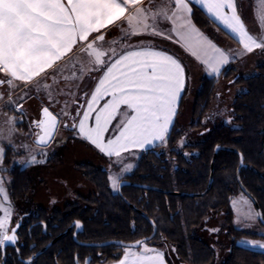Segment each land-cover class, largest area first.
Instances as JSON below:
<instances>
[{
    "label": "snow or ice",
    "instance_id": "1",
    "mask_svg": "<svg viewBox=\"0 0 264 264\" xmlns=\"http://www.w3.org/2000/svg\"><path fill=\"white\" fill-rule=\"evenodd\" d=\"M193 5H199L223 25L242 45L244 53L264 49V37L250 34L237 11L236 0H160L159 4L148 0V6H144V0H0V73L7 77L0 78V86L7 83L14 87L15 81L27 86L35 81L38 90L47 92L51 101L50 89L58 83L57 75L63 71L57 70L58 63L79 46V52L93 66L88 71H99L102 75L85 104L79 105L74 114L64 109L61 113L71 118L70 127L80 137L107 157H115L116 164H122L124 153L147 150L157 142H166L187 77L184 65L177 58L143 42L125 44L118 51L113 47L117 41H105L106 30L118 26L125 40L139 35L162 36L181 44L210 75H219L232 54L195 28L191 21ZM255 16L264 26V0H255ZM163 22L170 24L168 30L160 27ZM84 67L81 65L82 71ZM49 70L54 73L51 77ZM41 77H48L52 83L42 81ZM75 78V73L63 77L65 81ZM101 101H104L102 105ZM19 107L22 106L17 110ZM41 116L33 122L40 130L35 144L46 146L54 138L59 119L47 106L42 108ZM7 123L14 124L15 118L9 117ZM110 127L114 133L106 137ZM2 158L3 148H0ZM42 162L35 156L29 161ZM132 167L131 163L123 164L121 172ZM109 180L112 189L118 190L121 176L114 174ZM232 205L243 219L264 220L243 197L233 200ZM0 212L3 213L0 247L15 244V229L9 234L8 227L13 209L2 178ZM76 227H80L79 222ZM245 243L264 249V243ZM123 247L118 264H166L164 253L150 247L147 239Z\"/></svg>",
    "mask_w": 264,
    "mask_h": 264
},
{
    "label": "trees",
    "instance_id": "2",
    "mask_svg": "<svg viewBox=\"0 0 264 264\" xmlns=\"http://www.w3.org/2000/svg\"><path fill=\"white\" fill-rule=\"evenodd\" d=\"M198 24L203 29H209L211 24L215 25L205 15L198 19ZM220 81H232L234 86L240 88L229 106L230 110L227 109L232 117L230 124L214 120L210 123L208 120ZM188 93L187 86L177 119L166 142L141 152L142 157L139 159L137 169L125 178L158 185L171 191L202 193L209 184L215 147L217 145L233 147L245 156L246 166L241 170V180L258 199L264 213V63L259 64L256 71L250 75L238 72L234 66H228L217 78L203 76L188 123L191 139L184 146L195 154L192 161L184 160L180 149L177 148V143L183 136L184 126L180 123L179 117L186 108ZM161 148L163 160L156 156L157 150ZM239 159L236 152L219 151L214 164L211 188L206 194L194 196H177L133 186L124 187L123 195H120L110 187L106 171L97 168L87 170V178L94 187L86 199L90 208L85 219L89 226L88 230L94 231L90 232V235L93 239L101 240L109 238L111 233L120 232L119 236L131 235L134 239L151 233L153 230L151 223L133 209L126 198L157 223L158 233L152 242L162 241V245L174 246L181 263L218 264L215 247L199 234V229L210 216L224 212L228 254L220 263L264 264V252L237 244L243 238H264L257 233L238 229L234 225L232 199L242 191L237 179ZM80 166L82 169L91 167L84 164ZM9 176L11 199L17 203L28 201L34 191L33 165L25 167L16 165L9 172ZM20 236L25 245H28L30 240L26 227L21 229ZM112 250L116 252L117 248ZM121 252L109 254L102 262L119 260L123 255ZM11 261L12 255H8L6 264H12Z\"/></svg>",
    "mask_w": 264,
    "mask_h": 264
},
{
    "label": "rangeland",
    "instance_id": "3",
    "mask_svg": "<svg viewBox=\"0 0 264 264\" xmlns=\"http://www.w3.org/2000/svg\"><path fill=\"white\" fill-rule=\"evenodd\" d=\"M255 16V14H254ZM256 19V16H255ZM258 22V20L256 19ZM259 23V22H258ZM257 32L253 35L257 37H264V26H261ZM117 41L118 43L113 45L117 50H121L122 46L125 44H132V42H136L137 38L127 39L123 38V34L120 31V28L109 29L106 31L105 41ZM141 41V40H140ZM157 41V40H154ZM223 43H226V40H221ZM234 42V41H233ZM107 46V43H106ZM170 47V46H169ZM237 44L234 42L230 47L225 46L224 49L228 50L231 54H233L232 49L237 50ZM226 50V51H227ZM263 54L256 56L257 59L252 58L259 62L264 63V49H261ZM178 51V50H177ZM178 53V52H177ZM185 59V63L190 67L189 78H188V89L189 93L187 95L186 108L182 115H180V123L183 126V136L177 143V148L180 149L182 146L187 143L189 139H191V129L189 126V122L191 120V114L194 102L196 100V93L200 89L201 79L203 78L201 70L197 66L192 67V63L187 57L179 52ZM246 55L248 53H245ZM235 55V54H234ZM245 55V56H246ZM252 57H254L252 55ZM243 58L238 60V65L243 67L241 64L243 62ZM250 62V61H249ZM247 62V64H250ZM261 63V64H262ZM245 65L244 74L251 72L252 67L249 65ZM81 65H84V70H81ZM93 67L88 64V57L79 52V50L75 51L72 55H70L65 61H63L59 66H57V70L63 69L62 72H59L57 75L58 83L52 84V88L50 91L52 92V100H49L47 92L44 90H38V85L36 82H32V84L27 86L26 91H22L20 95H16L11 103H6L0 105V148L1 144L5 142V139L9 137L7 140L10 143V151L11 153L7 158H5L4 163L0 160V178L4 181H10L9 172L12 171L16 165L21 167L33 165L34 170V191L31 194L30 200L26 204V206L21 208V205L18 206L13 202L12 205L13 213L10 220L11 224L14 222L15 218L22 210L34 211L37 206H46L51 209L52 206H63L67 201H77L80 195H86L87 190L84 188L86 177L79 169L78 166L81 164L88 163L89 161H93L97 165L108 169L111 175H120L124 176L127 172H121V168L123 164L131 163L133 165L130 171H133L135 167L138 157L140 156L142 150H138L134 153H126L123 154L122 164H116L114 157L113 159L101 157L92 147L88 146L86 142L82 139L78 138L77 132L73 131L70 127L72 121L68 120V117L62 115L61 110L64 109L67 112L75 113L76 109L79 107L82 100L83 93L89 88L92 84L93 76L96 74V71H88V68ZM72 73L76 74L75 79H69L65 81L63 79L64 76H72ZM53 70L48 72V77L53 75ZM4 74L0 73L1 77ZM48 77H41L42 81H45L49 84L52 83L51 79ZM82 77V78H81ZM6 78V77H5ZM217 78V77H216ZM6 88L0 89V96L2 98L8 94V92H15L16 88L22 84H19L18 81H15V86H9L7 83ZM19 84V85H18ZM238 87L234 86L232 81H220L218 87L216 88V97L213 102L212 110L209 113L208 120L221 121L225 123H232L231 114L228 112L230 110L231 102L234 99L235 95L239 92ZM36 96L39 99H43L45 102H48L47 105H51L54 107V111L60 115V126L57 129V133L49 145L46 146H37L35 144L34 135L35 128L29 124V121L21 120L22 116L20 113H12V111H17L18 104L20 99ZM78 100L79 104H76ZM16 104V108L14 105ZM65 102H67V107L65 108ZM229 108V110H227ZM7 109V110H6ZM20 109V107H19ZM7 111V112H6ZM9 117L15 118V123L10 125L7 123ZM7 119V120H4ZM17 119V120H16ZM20 119V120H19ZM6 121V122H5ZM213 121V122H214ZM5 122V123H4ZM68 124L69 127H65L64 125ZM211 125V124H210ZM8 127V131H5V128ZM20 136L18 137L17 135ZM181 141L183 144L181 146ZM43 153V155H42ZM35 156L36 160L43 161L42 163H29L32 157ZM104 158V161L103 159ZM3 159V158H2ZM107 159V160H105ZM109 159V160H108ZM112 160V161H111ZM114 166H118L115 168ZM91 169V167L89 168ZM7 171V172H4ZM128 171V172H130ZM248 200L252 209L255 212H258L253 201L243 192L239 191L232 199L240 200L241 198ZM234 213V225L241 230H247L259 235L264 236V224L260 221L259 217L254 220H246L243 219L242 216L238 215V211L233 207ZM16 213V211H18ZM2 212H0L1 214ZM16 213V214H15ZM3 215V214H2ZM225 214L221 212L219 215L210 216L204 223V225L199 229V234L205 238L211 245H213L217 252V263L221 264V259L228 254V238L226 237V232L224 231L225 225ZM10 224V225H11ZM9 226V225H8ZM12 228V227H11ZM213 229H218V231H213ZM121 239L130 241V238L120 236ZM246 241H256L259 243H264V238H243L237 242L238 245L255 250L262 251L264 249L258 247H252L250 244L245 243ZM150 247L168 250L169 255L172 257L171 263L174 264H185L181 263V260L176 255V248L174 246H170L168 244H155L148 243ZM120 251H124V247L119 248Z\"/></svg>",
    "mask_w": 264,
    "mask_h": 264
},
{
    "label": "flooded vegetation",
    "instance_id": "4",
    "mask_svg": "<svg viewBox=\"0 0 264 264\" xmlns=\"http://www.w3.org/2000/svg\"><path fill=\"white\" fill-rule=\"evenodd\" d=\"M35 121H38V120H35ZM34 127L36 128L35 124H34ZM185 144L182 146V148H180V151L182 153L181 157L184 158V160L188 159L192 161L195 158V154L191 152V150L184 148ZM162 154H163V148H161V150H157V155H156L157 158L160 157L161 160H163ZM99 155L101 157L108 158L101 154ZM140 157H142V154H140V156L138 157L137 162H139ZM102 159L104 161V158ZM109 159H113V158H109ZM84 165L86 166L91 165V168H97V169L106 171L107 177L109 180L110 172L108 171V169H105L97 165L93 161L92 162L89 161L88 163H85ZM136 165L137 166L135 167L133 171L127 172L124 176L121 177V182L123 180H129L135 183L151 185V186L160 188V190H155V191L164 192L163 189L165 188L161 186L153 185L149 183H142V182H138V181L125 178L126 175L133 173L137 169L138 163ZM78 167L84 174V177H86V180L88 181V182L85 181V186H84V188L87 190L86 195H80V197L75 202L69 200L66 203H64L63 206L55 205V206H52L51 209H48L49 207L40 205V206H37L36 210L34 211L22 210L18 214V216L15 218L14 222H12L9 228V232H10V230L19 221H21V224L18 230L19 240L17 241V246L15 247L8 246L6 248V251H5L6 260L8 259V255H12V261H11L12 264H19V262L23 264H29V263H25L22 259H27L33 256L34 254L39 252L41 249H43L45 246L50 244L55 238L59 236L58 239H56L53 242V244H51L41 254L35 257L34 260L31 262V264L33 263L35 264V262L44 263V264H86V262L88 264H106L109 262H102L103 260H105V257L107 258L109 254L115 255L116 252L117 253L121 252L119 248L123 246L111 244V245L100 247V246L88 245V243H101V242L108 241V240H122L125 242H133V241L142 239L144 237L150 236L152 234L153 230L151 231V233L147 235H141L134 239L131 237V235L130 236L124 235V237L130 238V241L121 239V237L119 236L120 232L116 234L111 233L110 237L107 239H101V240L93 239L92 236L90 235L91 234L90 232H94V231L88 230L89 226H88V223L85 217L87 216V213H88L87 210L90 208V206L86 202V199L89 198L88 194L94 190V187H92V184L91 182H89V179L87 178V175H86L87 170H89V168L82 169L81 166H78ZM115 168H118V166H114L113 169L116 170ZM109 185L111 187L110 180H109ZM126 186H133V185H124L121 188V191L120 189L118 190L112 189V190L117 191L120 195H123L122 190ZM133 187H138V188H142L146 190H154V189H147V188L140 187V186H133ZM178 192H184V191H178ZM187 193H196V192H187ZM177 196H181V195H177ZM29 200L30 199H28V201ZM125 200L133 209L140 212L143 215V217L146 218L151 223L152 227H153L152 221L156 224L157 226L156 235H157L158 233L157 223L153 219H151V217L148 216L147 213L139 209L136 205L131 203L126 198ZM28 201H26L25 203H17L11 199V204L14 205L13 202L17 206L18 204H20L21 208L24 209ZM18 212L19 210L16 211V213ZM95 214L96 212L94 213V215ZM75 222L76 223L79 222L80 224L79 228L76 227ZM24 227H26V233L27 235H29L28 240H30V242L28 245H25V242L21 240V236H20V231ZM153 239L149 240L148 243H151ZM152 243H155V242H152ZM161 243L162 241L159 243H155V244H161ZM109 247L117 248V251L113 252L112 248L111 250L107 249ZM3 256H4L3 250H2V247H0V261L2 260Z\"/></svg>",
    "mask_w": 264,
    "mask_h": 264
},
{
    "label": "crops",
    "instance_id": "5",
    "mask_svg": "<svg viewBox=\"0 0 264 264\" xmlns=\"http://www.w3.org/2000/svg\"><path fill=\"white\" fill-rule=\"evenodd\" d=\"M160 0H155V3L156 4H159ZM144 6H148V0H144ZM155 6V5H153ZM236 6H237V11L239 13V15L241 16L242 20L244 21L247 29L249 30L250 34H254L255 32H257L259 30L258 27L259 26V23L256 21L255 19V0H236ZM202 13L203 15H205L206 17H208L209 19L212 20L213 23H215V25H212L210 26L209 29H203L199 24H198V19L199 18H202ZM191 21H192V24L195 26V28H197L199 31H201L202 33H204V35H206L209 39H211L213 41V43H215L218 47H221L222 49H224V47L226 46H231L234 42H236L237 44V50H234L232 49L233 51V54H232V58L230 60V62L223 66L222 69H221V72L220 74L223 72V70L225 68H227L228 66H234L236 67V69H238V72L240 73H243L244 71V68H245V65L247 64V62H249L250 64H247V66L249 65L250 67H252V70L251 72H249V74L245 73L246 75H250V74H253L255 71H256V67L261 64L262 62L259 60L256 61V60H253L252 58H255L257 59L256 56H258L259 54L262 55L263 52L261 49H255L253 52L251 53H248L247 55L244 53L243 51V47L242 45H240L236 38L232 36L231 33L228 32L227 29H225L223 27V25H220L218 21H215L213 17L209 16L207 13H206V10L202 9L199 5H193L192 6V14H191ZM116 29L119 27L118 26H113V27H110L109 29H113L115 28ZM160 27L164 30H168L170 28V24H168L167 22H163L161 23ZM108 29V30H109ZM107 31V30H106ZM131 38H137L138 40H136V42H132L131 45H140L141 42L144 43V45H148V46H152L153 48H155L156 50H163V51H166L168 54L170 55H173L175 58H177L185 67V71H186V77H187V80L189 78V72H190V67L185 63V59L184 57L179 53H183L187 59H189L192 63V67L194 66H197L201 72H202V76H210V77H218L219 75H215V74H209L204 66L199 62L197 61L194 57H192L190 55V53H188L182 46L181 44H177V43H174L172 40H168V39H165L164 37L162 36H151V35H139V36H133ZM141 40V41H140ZM154 40H157V41H154ZM221 40H226L225 42L226 43H223ZM234 41V42H233ZM170 46V47H169ZM79 49V46L73 50L72 53H70L68 56H66L62 61H60L58 63L57 66H59V64H61L63 61H65L70 55H72L75 51H77ZM178 50V51H177ZM225 50V49H224ZM227 50V49H226ZM120 51V49L118 50ZM228 51V50H227ZM178 52V53H177ZM262 53V54H261ZM235 54V55H234ZM246 55V56H245ZM252 55L254 57H252ZM240 58H243L245 60H243V62L245 63H242L241 65L243 67H240L238 65V60H240ZM50 71V70H49ZM243 71V72H242ZM102 75V72H99V71H96V74L93 76V81H92V84L89 86V88L83 93V97H82V100L81 103L79 104L78 100L76 101V104H79V105H82V104H85V100L86 99H90V93L94 90V87L97 83V78L99 76ZM4 76V75H3ZM1 77V76H0ZM3 79H7V77H2ZM187 80H186V85H185V88H187ZM19 84L21 83L20 81H18ZM34 82V81H33ZM18 84V85H19ZM32 84V83H31ZM30 85V84H28ZM27 85V86H28ZM27 86L22 83L20 84L15 92H8V94L6 96H4L3 98H0V105L2 104H6V103H9V99H13L16 95H20V93L24 90V89H27ZM4 87L6 88V84H4L3 86H0V89H4ZM26 91V90H24ZM185 91V89H184ZM184 91L181 93V96L177 102L178 106H177V112H176V115L174 117V122L175 120L177 119V114H178V110H179V106H180V103H181V99H182V96L184 94ZM85 93H88L89 95L88 96H85ZM106 99H108L106 97ZM38 103H41L43 106H47L49 107L55 114H57V112L54 111V107H51V105H47L48 102H45L43 99H39L38 97H36L35 95L34 96H30L28 98H24L23 99H20L19 103H17L19 106H22L20 107L19 110H15V111H12V113L16 112V113H20V116H22L21 120H26V121H29V124H31L32 127H34V121L35 120H39L41 118V113H40V109L42 108V106H40ZM104 103V101H101L100 104L102 105ZM14 105H15V108H16V104L14 102ZM54 108V109H53ZM7 110V109H6ZM123 107L121 109V111H123ZM82 111V109H81ZM7 112V111H6ZM69 113H72V112H69ZM59 117L60 115L57 114ZM119 119V117L117 118ZM4 120H7L4 118ZM17 120V119H16ZM20 120V119H19ZM61 120V119H60ZM68 120H71L70 117H68ZM6 122V121H5ZM4 122V123H5ZM117 121H113V125L116 124ZM174 122H173V125H174ZM91 123V121H90ZM173 125L171 126L170 128V131L173 127ZM8 127L5 128V131H8L7 129ZM73 131L75 132L76 130L73 129ZM77 132V131H76ZM114 133V129L112 127H110L109 129V132L106 133V137H110L112 134ZM170 133V132H169ZM78 135V133H77ZM18 137L20 136L17 135ZM78 138L82 139L84 142H86L88 144V146L92 147L98 154H101L103 156H106L105 154L101 153L94 145H92L90 142L86 141L85 139H83L82 137H80L79 135L77 136ZM9 139V137L7 139H5V142L3 144H1V148H3V159H2V163H4L5 161V158H7V156L9 155V151H10V143L7 141ZM161 144L160 142H157L156 145H159ZM155 145V146H156ZM153 146V147H155ZM153 147H150V148H153ZM148 148V149H150ZM138 150H133V152L131 153H134V152H137ZM144 150H142L143 152ZM11 154V153H10ZM126 154V153H124ZM107 157V156H106ZM114 158V157H113ZM1 171V170H0ZM4 172H7V171H4ZM1 174V172H0ZM9 186H10V181H4V188L6 189L7 191V194H8V198H9V202L11 203V199H10V194H9ZM12 205V204H11ZM3 213L0 214V216H2ZM13 218V217H12ZM12 220V219H11ZM10 224L11 222L9 223V228H10ZM160 251H162L165 255V260H166V264H174L173 262L171 263V260L172 257L169 255L168 253V250L165 249V252L163 249H159V248H156ZM106 264H118V260L116 261H113V262H109V263H106Z\"/></svg>",
    "mask_w": 264,
    "mask_h": 264
},
{
    "label": "water",
    "instance_id": "6",
    "mask_svg": "<svg viewBox=\"0 0 264 264\" xmlns=\"http://www.w3.org/2000/svg\"><path fill=\"white\" fill-rule=\"evenodd\" d=\"M0 78H2V77H0ZM2 79H3V78H2ZM38 104H39L40 106H42V108L45 107V106H43L41 103H38ZM42 108L40 109V113H41ZM49 109H50V108H49ZM50 111H52V110L50 109ZM52 112H53V111H52ZM53 114H55V113L53 112ZM55 115H57V114H55ZM57 116H58V115H57ZM41 118H42V116H41ZM41 118H40V119H41ZM58 119H59V124H60V117H59V116H58ZM58 127H59V125H58ZM58 127H57V129H58ZM34 128H35V127H34ZM57 129H56V131H55V133H54V137H55V135H56ZM39 131H40V130L36 127V128H35L34 140L37 139V134L39 133ZM53 139H54V138H53ZM53 139H52V140H53ZM51 142H52V141H51ZM51 142H50V143H51ZM50 143H49V144H50ZM49 144H47V145H49ZM220 150L233 151V152H236V153L239 154V158H240V159H239V165H238V168H237V179H238V182H239V184H240V186H241L242 191H243V192H244V193H245V194H246V195H247V196L253 201V203L255 204L258 213H260L261 216H264L263 210H262V208H261V206H260V203H259L258 199H257V198H256V197H255V196H254V195H253V194L247 189V187L244 185V183H243L242 180H241V170H242L243 167L246 166V164H245V156H244V154H243L241 151L237 150L236 148L229 147V146L217 145V146L215 147L214 157H213L212 162H211V175H210V180H209L208 187H207V189H206L204 192H202V193H187V192L171 191V190H167V189H163V191L166 192V193H171V194H173V195H181V196H183V195L194 196V195H202V194H206V193L209 191V189L211 188L212 183H213V180H214V176H213V173H214V164H215V160H216L217 155H218V153H219ZM124 185H133V186L144 187V188H147V189L160 190V188L155 187V186L145 185V184H140V183H135V182H132V181H129V180H123V181L120 183V187H119L120 191H121V188H122ZM259 219H260V221L264 224V220H262L261 218H259ZM75 223H76V222H75ZM75 223H74V224H75ZM20 224H21V221H19V222H18V223L12 228V229H15V234H16V237H17L15 244L8 243L6 246L2 247V250H3V254H4V256H3L2 260L0 261V264H6V259H5V251H6V248H7L8 246H11V247H15V246H17V241L19 240L18 230H19ZM152 224H153V232H152V234H151L150 236L144 237V238L139 239V240L147 239V241H149V240H151V239L154 238V236L156 235V232H157V226H156V224H155L153 221H152ZM17 225H19V227H17ZM12 229H11V230H12ZM11 230H10L9 234H11ZM58 237H59V236H58ZM58 237L55 238L50 244H48L47 246H45L43 249H41L39 252H37V253L34 254L33 256H31V257H29V258H27V259H22V260H23L25 263H29V261L32 262V261L34 260L35 257H37V256H38L39 254H41L45 249H47L51 244H53V242H54L56 239H58ZM136 241H138V240H136ZM136 241H133V242H125V241H122V240H108V241H104V242H101V243H88V245H93V246H100V247H102V246H107V245H111V244H116V245L124 246V245H127V244L134 243V242H136ZM87 264H88V263H87Z\"/></svg>",
    "mask_w": 264,
    "mask_h": 264
}]
</instances>
